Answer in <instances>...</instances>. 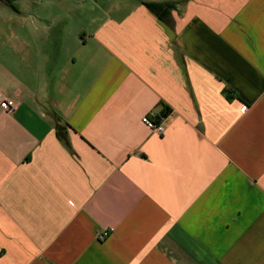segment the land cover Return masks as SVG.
<instances>
[{"label":"crops","instance_id":"crops-1","mask_svg":"<svg viewBox=\"0 0 264 264\" xmlns=\"http://www.w3.org/2000/svg\"><path fill=\"white\" fill-rule=\"evenodd\" d=\"M0 93V264H264V0H0Z\"/></svg>","mask_w":264,"mask_h":264},{"label":"built area","instance_id":"built-area-1","mask_svg":"<svg viewBox=\"0 0 264 264\" xmlns=\"http://www.w3.org/2000/svg\"><path fill=\"white\" fill-rule=\"evenodd\" d=\"M15 105V102L12 99L4 97L0 93V108L5 111L11 110ZM142 123H144L149 129L155 131L157 133H162L164 130V126L161 122H157L154 119L150 118L147 115L141 117ZM107 235L106 231L98 234V239L102 240Z\"/></svg>","mask_w":264,"mask_h":264},{"label":"trees","instance_id":"trees-1","mask_svg":"<svg viewBox=\"0 0 264 264\" xmlns=\"http://www.w3.org/2000/svg\"><path fill=\"white\" fill-rule=\"evenodd\" d=\"M156 8H157V7L154 6V7H153V10L156 11ZM156 14L160 15L159 13H156ZM167 112H168V107H165V108L163 109L162 113H161V114H162L161 116L165 115ZM157 119H158V118H157ZM157 119H156V120H157ZM57 135H58L61 139L63 138L62 134H61L59 131L57 132Z\"/></svg>","mask_w":264,"mask_h":264}]
</instances>
